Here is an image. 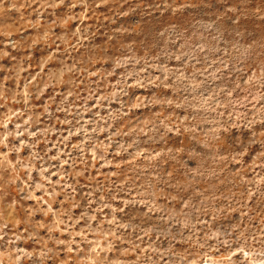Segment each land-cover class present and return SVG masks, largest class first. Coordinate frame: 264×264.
Here are the masks:
<instances>
[{
    "label": "rangeland",
    "instance_id": "374dc122",
    "mask_svg": "<svg viewBox=\"0 0 264 264\" xmlns=\"http://www.w3.org/2000/svg\"><path fill=\"white\" fill-rule=\"evenodd\" d=\"M0 264H264V0H0Z\"/></svg>",
    "mask_w": 264,
    "mask_h": 264
}]
</instances>
